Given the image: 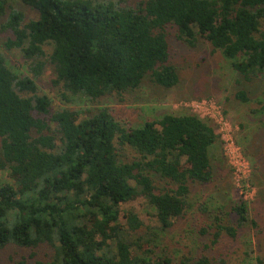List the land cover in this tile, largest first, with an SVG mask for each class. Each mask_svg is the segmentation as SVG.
<instances>
[{"label":"trees","instance_id":"trees-1","mask_svg":"<svg viewBox=\"0 0 264 264\" xmlns=\"http://www.w3.org/2000/svg\"><path fill=\"white\" fill-rule=\"evenodd\" d=\"M18 1L37 16L26 20L0 0L3 45L19 49L27 69L15 72L0 55V173L9 178L0 180V253L12 248V264H173L157 254L158 238L193 206L189 184L212 180L211 150L220 142L213 126L188 111L126 128L105 105L85 115L54 108L36 79L50 66L64 104L123 100L145 77L172 88L173 28L188 45L206 40L242 80H260L264 94V0ZM235 97L250 99L241 88ZM137 196L158 226L143 225L132 209L121 215ZM248 205L239 198L225 214L220 203H198L207 221L196 227L197 249L177 264H231L211 251L221 236L256 226Z\"/></svg>","mask_w":264,"mask_h":264},{"label":"rangeland","instance_id":"rangeland-1","mask_svg":"<svg viewBox=\"0 0 264 264\" xmlns=\"http://www.w3.org/2000/svg\"><path fill=\"white\" fill-rule=\"evenodd\" d=\"M9 4L24 12L26 20L37 16L34 10L18 0H10ZM5 16H0V23ZM168 31L170 63L176 67L179 77L172 88H163L145 77L136 90L124 93L123 100L105 96L91 103L76 97L73 102L64 104L59 89L51 85L50 66L45 67L36 82L42 92L50 95L54 108L84 109L85 115L105 105L126 128L165 113L191 111L208 120L220 141L211 150L212 180L204 185L189 184V199L193 206L183 219L159 236L156 252L167 254L173 264H177L182 254L197 249L196 227L207 221L196 210L198 203L206 202L210 209L220 203L226 214L232 203L242 198L249 203V218L256 226L246 223L238 229L235 239L221 236L211 253L223 255L231 264H257L255 257H264V111L258 110L262 106L260 102L264 101L262 82L242 80L229 61L206 40L198 38L194 45H188L177 38L173 28ZM6 36L7 33L0 32V55L15 72L27 74L20 50L4 47ZM240 88L248 93L247 103L235 97ZM238 157L239 161L236 160ZM0 180H9L6 171L0 173ZM120 209L121 215L132 209L145 226H158L154 210L142 196L122 203ZM49 251V248H43L39 254L46 256ZM14 253L12 248L1 252L0 264H12Z\"/></svg>","mask_w":264,"mask_h":264},{"label":"built area","instance_id":"built-area-1","mask_svg":"<svg viewBox=\"0 0 264 264\" xmlns=\"http://www.w3.org/2000/svg\"><path fill=\"white\" fill-rule=\"evenodd\" d=\"M219 123H221V120H219ZM222 124L224 125V123H222ZM239 158H240V157H238V159H236V160H238V161H239Z\"/></svg>","mask_w":264,"mask_h":264}]
</instances>
